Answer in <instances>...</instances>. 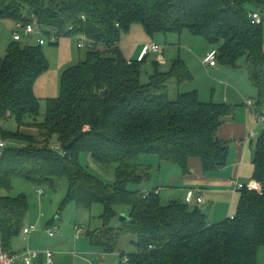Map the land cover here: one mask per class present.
<instances>
[{
    "label": "trees",
    "instance_id": "obj_1",
    "mask_svg": "<svg viewBox=\"0 0 264 264\" xmlns=\"http://www.w3.org/2000/svg\"><path fill=\"white\" fill-rule=\"evenodd\" d=\"M27 11L60 40L84 36L94 46L63 72L59 96L46 100L41 123L35 86L50 70L43 47L13 42L0 58V139L7 144L0 158V190L11 192L16 178L54 190L59 180H66L65 205L104 209L102 227L87 233L93 247L115 254L122 237L137 239V253L121 254L128 259L121 264H258L264 248V132L253 158V180L262 193L241 191L234 219L211 225L187 203L163 205L157 191H129V185L150 177L141 174L137 163L145 155L178 167L185 176L191 174L193 159L201 161L205 173L226 167L229 142L219 140L218 131L234 109L204 103L197 91L182 93V85L194 76L181 59L169 72L157 65L143 84L146 58L129 64L120 45L134 25H141L152 40L188 31L218 51L220 66L246 67L258 92L257 105L264 107V0H0V20L18 23ZM253 12L261 14L262 24L249 18ZM50 45L58 47L59 42ZM172 81L178 88L175 99L170 96ZM11 120L18 125L16 132L4 128ZM55 139L65 156L52 146ZM80 152L100 165H114L115 184L91 176L78 161ZM121 207L129 208V221L114 228ZM29 210L26 196L0 195L5 252L14 254V240L24 232Z\"/></svg>",
    "mask_w": 264,
    "mask_h": 264
},
{
    "label": "rangeland",
    "instance_id": "obj_2",
    "mask_svg": "<svg viewBox=\"0 0 264 264\" xmlns=\"http://www.w3.org/2000/svg\"><path fill=\"white\" fill-rule=\"evenodd\" d=\"M142 30L143 28L141 25H134L132 26L129 33L122 35L121 49L128 61L138 60L136 54L134 53V43H136V41L139 39L140 34H142ZM15 31H17L15 22L11 20H0V58H4L6 56L9 45L14 42ZM21 34L23 36L22 44L37 45V43L31 36L26 35L25 33ZM154 42L161 46H165L167 42L169 43L164 52L166 62H162V64L160 63L161 57L163 56L162 52L157 55H151L146 60V62L141 65V81L143 84L149 83L150 78L155 73L157 65H159V68L162 72H169L174 61L179 59L184 61V58L188 57V59L192 62V68H190L189 66L188 68L191 73L196 72V75L194 73H192V75L194 76V80L196 78V82H200V87H202L203 92V87H206L207 94L210 96L211 91L215 86V88L217 89L221 88L219 89V91L221 92L226 89L225 87L221 86L220 83L223 82L231 87L233 83H235L238 90L244 89V94L242 95V97L245 98V101L252 100L255 104H257L258 92L249 80V73L246 67L242 69H236V71L232 68L221 66L220 69L222 70L223 75L214 76L213 71L209 72L208 69L206 71V69H204L202 65H200L198 58H200V55L203 53L206 47L208 48L211 46L204 39L194 37L188 31H184L181 35L174 34L167 37L164 35H158L155 37ZM180 45L181 48H179ZM43 51L50 63L49 72H54L52 73V76L56 77L57 75L58 88L56 95L58 97L60 93V80L63 72L71 67L76 66L80 60H84L87 51L79 50L78 40L76 38L61 39L60 46L58 47L51 46L48 43L43 47ZM68 53L71 59H69L67 64H63L62 62L64 61V55ZM240 65L245 66V59L240 62ZM225 72H227L229 75L226 76ZM189 84L190 83H186L182 85V87L180 88L182 93H186V91H188L189 88L187 86ZM170 85V96L172 99H175L178 93V88L176 87L177 83L175 81H172ZM54 88L55 84L53 83V89ZM41 108V113L38 118V121L40 123L44 122L46 117L47 106L45 99L43 101L41 100ZM250 114V118L253 120V122H255L252 113ZM4 128L8 131L16 132L18 130V125L15 120H11L8 123L4 124ZM23 131L32 134L35 133V131L28 129H24ZM263 132L264 127L257 129L259 137L263 134ZM256 142H254V148H256ZM52 146L54 148L59 146L56 139L52 142ZM78 161L80 165L84 169H86L91 176L102 181L106 185L112 186L115 184L116 167L114 165H100L93 159L92 155L87 152H80L78 154ZM137 163L141 165V174L147 175L149 173L150 177L149 179L146 178V180H144L139 185H129L128 190L142 191L144 193L155 191L154 189L159 186L160 175L162 174L159 170L160 161L158 157L147 155L141 156ZM150 166H152V168ZM166 166H168L167 168H176L175 166L170 164H166ZM250 179L248 182L251 181ZM68 187V182L66 180H59L55 190L45 187L42 189L45 194L40 197L38 194V188L34 187L32 184L21 178H16L13 181L11 192L8 193L6 191L0 190V195L11 196L13 198L19 197L21 195L26 196L30 204V210L26 219V225H29L30 227L36 226L37 232L33 235L34 238H39V243L42 247L58 245L59 248L63 247L64 249H69V253L71 254L78 253L79 255H82L75 257L77 258L75 260L79 261L77 264H79L80 262H82L80 260L84 255L92 254L96 249L91 245L87 233L102 227V221L100 217L103 214L104 209L101 205L94 206L92 210L78 209L74 203L65 205ZM161 199L163 200V205H167L166 200H168L169 198H166V196L162 195ZM128 209L129 208L127 207L118 208V212L121 215H119V217L113 221L112 227L118 228L123 223L122 217L126 216V214L128 213ZM51 220H55L56 226L58 227L57 235L53 238L49 237L47 233L49 229V226L47 225ZM75 225H78L82 230V234L80 236L81 241L76 239L77 231L74 227ZM136 241L137 239L135 237H122L120 240L118 252L115 254H111L110 257L118 259L119 262L124 261V259L121 258V254L130 255L137 253V248L133 244ZM29 243L30 242L28 241V239H26L22 233L14 240L13 248L19 250L20 248L27 246ZM86 249H89L90 251L87 252L85 251ZM75 260L74 258L72 259L73 264ZM20 263L21 261H19L17 264ZM60 264L66 263L65 261H63ZM83 264H87V262H84ZM258 264H264V250L261 251L258 255Z\"/></svg>",
    "mask_w": 264,
    "mask_h": 264
},
{
    "label": "crops",
    "instance_id": "obj_3",
    "mask_svg": "<svg viewBox=\"0 0 264 264\" xmlns=\"http://www.w3.org/2000/svg\"><path fill=\"white\" fill-rule=\"evenodd\" d=\"M259 13V12H258ZM16 24V23H15ZM61 41V40H60ZM59 41V46H60ZM155 40H152L148 36L144 34H140L139 39L136 41L134 53L139 58L144 46L146 44L152 43ZM168 42L165 46H162L163 56L161 57L160 63L166 62L164 57V52L168 47ZM122 46V42L120 47ZM172 46V45H171ZM67 47V46H65ZM181 48V45L180 47ZM214 48L212 46L206 47L203 53L200 55L199 62L200 65L204 69H206L202 63L204 56ZM80 50V49H79ZM81 51V50H80ZM64 52V51H63ZM134 54V55H135ZM151 55H157L156 53H151L147 56L146 60ZM71 59L68 54L64 55L63 64H67V62ZM81 61V60H80ZM79 61V62H80ZM133 61V60H131ZM184 62L187 66L192 68V62L188 59V57L184 58ZM221 66L218 65L216 68H209V72L213 71L214 76L223 75ZM236 70V69H233ZM207 71V69H206ZM237 71V70H236ZM52 73L49 72L44 75L42 78L38 80L35 86V93L38 99L40 100H48L57 97V75L52 76ZM196 75V72H192ZM222 73V74H221ZM225 75L229 74L225 72ZM211 77V76H210ZM212 78V77H211ZM199 82V81H198ZM195 80L191 82L187 87L189 88L188 92L197 91L200 96V100L204 103H218V104H228L233 107L234 112L233 115L230 116L226 123L220 128L218 131V138L223 142H229V154L227 159L226 167L215 170L209 173H205L202 169V163L199 159H193L190 163L191 174L183 175L181 170L176 168H167L166 164L168 163H160L159 170L162 173L160 175L159 186L154 189L157 191L160 196H166L169 198L166 200L167 205L171 201H180L183 203H187L191 209H200L208 219V222L211 225L222 223L228 219L234 217L237 213V209L240 201V193H234L231 188H229L228 182L232 179H238L242 183H247L249 179L253 181L252 175L254 172L253 158H254V142H246V138L248 135L255 130V122L250 118V113H252L249 109L245 107V98L242 97L244 94V89L238 90L236 84L233 83L232 87L225 84L220 83L221 86L225 87L223 92L219 91L221 88L213 87L210 96L207 94L206 87H203L204 92L202 91V87L200 82L198 84ZM53 83L55 84V88L53 89ZM197 83V84H196ZM232 88V89H231ZM240 88V87H239ZM182 92V91H181ZM205 100V101H204ZM253 115V114H252ZM254 117V116H253ZM171 165V164H170ZM174 166V165H173ZM152 168V166H150ZM163 175V176H162ZM166 185V187H165ZM202 191L205 196V202L201 205L196 203V200L188 203L187 198L189 192H195V196L197 197L198 191ZM195 197V198H196ZM163 203V200H162ZM49 228L52 226H56L55 220L49 221ZM29 225H26V228H29ZM75 229L79 227L78 225L74 226ZM77 231V230H76ZM32 232L30 235L25 236L26 239L30 242L27 246L16 250L12 248L14 254H23L27 250L39 251L41 255L34 259L33 264H46V251H52L55 253V262L54 264H60L65 261L66 264H73L72 259L79 255L78 253H69V249H64L63 247L59 248L58 245L55 246H44L42 247L39 243V238L35 237ZM77 237V235H76ZM77 239V238H76ZM81 241V239H78ZM90 240V239H89ZM85 247V246H84ZM85 249V248H82ZM264 248L260 249L258 255ZM85 251H90L86 249ZM73 252V251H70ZM101 249L96 248L94 253L84 255L81 258L79 264H83L87 262V264H121L118 259H114L110 257L111 254L102 253ZM71 260V261H70ZM20 264H25L22 260H20ZM79 261L75 260L74 264H77Z\"/></svg>",
    "mask_w": 264,
    "mask_h": 264
},
{
    "label": "built area",
    "instance_id": "obj_4",
    "mask_svg": "<svg viewBox=\"0 0 264 264\" xmlns=\"http://www.w3.org/2000/svg\"><path fill=\"white\" fill-rule=\"evenodd\" d=\"M249 18L252 20L254 24L260 25L263 22V18L260 13L253 12L249 14ZM17 31L14 32V42L23 41V36L21 33H25L26 35L31 36L37 45L44 47L48 43L56 44L60 41L57 37V33L49 30L44 24H42L36 15L30 12H25L21 16V20L16 23ZM78 40V48L80 50L92 49L94 46V42L87 39L84 36L76 37ZM163 47L155 42L146 44L138 58V62H142L147 56L151 53L159 54L163 52ZM133 61H128L131 64ZM202 63L206 69L216 68L218 67V51L213 49L209 51L203 58ZM245 107L249 109L255 120V130L252 131L248 137L246 138V142L255 141L259 138V134L257 133V129L264 127V107H260L255 104L252 100L245 101ZM7 146L6 142L0 139V158L3 155V149ZM55 150L65 156V151L60 147H56ZM229 188L233 190L234 193H240L243 190H248L250 192L262 193V186L256 181H250L248 183H242L238 179H232L228 182ZM39 196H43L45 192L42 189L38 190ZM195 192L191 191L188 194L187 202L190 203L196 200L198 205H201L205 202V196L202 191H198L197 197L195 198ZM231 219H234L232 217ZM53 228H49L47 233L49 237L53 238L57 235L58 227L52 226ZM77 230V239L80 238L82 234V230L80 227L76 228ZM37 231L36 226H31L29 228H25L23 234L25 236L30 235L32 232ZM46 264H54L55 262V253L52 251H46ZM41 255L39 251L27 250L23 254H9L3 250L2 243L0 241V264H17L20 260H22L25 264H33L34 259L38 258ZM125 263L128 262V259L124 260Z\"/></svg>",
    "mask_w": 264,
    "mask_h": 264
},
{
    "label": "water",
    "instance_id": "obj_5",
    "mask_svg": "<svg viewBox=\"0 0 264 264\" xmlns=\"http://www.w3.org/2000/svg\"><path fill=\"white\" fill-rule=\"evenodd\" d=\"M101 95H102V96H106V95H107V92L104 91V92H102ZM224 144H225V143H223V145H224ZM72 145H73V143H72L71 145H69L68 149H70ZM122 221H123V222H125V221H129V219H128L126 216H123V217H122Z\"/></svg>",
    "mask_w": 264,
    "mask_h": 264
}]
</instances>
